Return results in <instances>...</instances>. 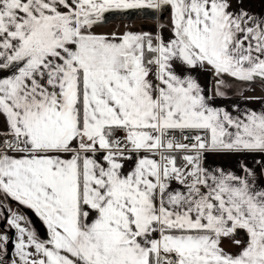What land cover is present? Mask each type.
I'll list each match as a JSON object with an SVG mask.
<instances>
[{"label":"snow or ice","instance_id":"snow-or-ice-1","mask_svg":"<svg viewBox=\"0 0 264 264\" xmlns=\"http://www.w3.org/2000/svg\"><path fill=\"white\" fill-rule=\"evenodd\" d=\"M0 264H264V0H0Z\"/></svg>","mask_w":264,"mask_h":264},{"label":"crops","instance_id":"crops-1","mask_svg":"<svg viewBox=\"0 0 264 264\" xmlns=\"http://www.w3.org/2000/svg\"><path fill=\"white\" fill-rule=\"evenodd\" d=\"M254 10H259V6L258 5H253ZM130 26L132 27L134 30H139V29H144V30H153L156 27V23H146V22H134V23H117L115 25L109 26L106 29H100L101 31H111L113 29H119V30H123L125 27ZM201 82L205 83V79L202 77L201 78ZM248 95H255L258 96L260 95L259 91L256 92H249ZM238 99V97H234L233 100ZM217 103H226V102H222V101H217ZM250 107L256 108L258 107L257 104H252L250 105ZM213 163L216 164H224L227 167H232L234 166L231 161L225 159V160H221V159H216L214 161H212ZM226 248H228V250L230 251H235V248L232 247L231 245H225Z\"/></svg>","mask_w":264,"mask_h":264},{"label":"water","instance_id":"water-1","mask_svg":"<svg viewBox=\"0 0 264 264\" xmlns=\"http://www.w3.org/2000/svg\"><path fill=\"white\" fill-rule=\"evenodd\" d=\"M141 19L150 20L152 22H155L150 17H144V16L131 17V18L126 17L124 21L134 22V21L141 20ZM25 212L28 215L29 219L32 221V224H33L34 228L37 230L38 234H40L42 238H46L47 232H46V228L42 224V222L37 217H35V215L32 214L29 210H25Z\"/></svg>","mask_w":264,"mask_h":264},{"label":"flooded vegetation","instance_id":"flooded-vegetation-1","mask_svg":"<svg viewBox=\"0 0 264 264\" xmlns=\"http://www.w3.org/2000/svg\"><path fill=\"white\" fill-rule=\"evenodd\" d=\"M134 22H146V23H152V21H150V20H143V19H141V20H137V21H134ZM134 22H127V21H124L123 23H134ZM117 23H121L120 21H117V22H115V23H111L109 26H112V25H115V24H117ZM153 23H156V22H153ZM32 226H33V224H32ZM34 227V226H33Z\"/></svg>","mask_w":264,"mask_h":264}]
</instances>
